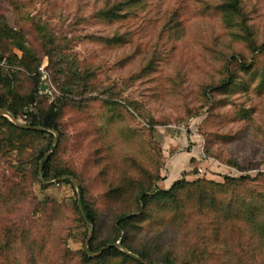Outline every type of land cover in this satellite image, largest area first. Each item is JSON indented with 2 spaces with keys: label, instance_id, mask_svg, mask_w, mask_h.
<instances>
[{
  "label": "rangeland",
  "instance_id": "1",
  "mask_svg": "<svg viewBox=\"0 0 264 264\" xmlns=\"http://www.w3.org/2000/svg\"><path fill=\"white\" fill-rule=\"evenodd\" d=\"M127 2L0 0V15L24 33L49 75L47 104L64 93L71 98L55 146L53 132L21 137L0 122V264H85L91 227L79 219L78 194L98 212V244L118 238L117 216L136 209L129 187L122 199L111 195L130 178H152L153 189H166L181 178L223 183L241 175L256 180L226 196L255 202L258 210L234 220L240 229L227 240L231 247L252 243L249 257L238 263L220 245L197 264H264V0H243L249 37L224 23L221 0H140L121 17L103 16ZM7 46L5 56L21 54ZM242 61L248 71L239 70ZM9 64L4 72L14 88L29 92L34 73ZM231 72L237 86L214 91ZM41 151L53 155V167L72 171L77 186L39 179ZM160 214L158 224L143 221L130 237L157 258L171 250L181 264L209 218L195 209L189 223L176 224Z\"/></svg>",
  "mask_w": 264,
  "mask_h": 264
},
{
  "label": "trees",
  "instance_id": "2",
  "mask_svg": "<svg viewBox=\"0 0 264 264\" xmlns=\"http://www.w3.org/2000/svg\"><path fill=\"white\" fill-rule=\"evenodd\" d=\"M139 1L140 0H129L126 4L120 3L116 8L103 11L102 14L109 18L121 17L122 14L120 11H122L124 7L133 6L139 3ZM217 8L222 13L223 21L228 27H237L238 35L249 37L251 26L249 24L248 13L244 8L243 0H221ZM174 23L177 25L176 21ZM25 43L26 39L24 33L12 27L8 23L6 17L0 15V51L7 48L8 44H12L13 47H16L21 52V54L12 52V54L8 56L0 52V62L2 60H7L10 64L18 62L22 69L34 73V85L32 89L29 92L21 93L14 88L11 76L4 72L5 66L0 64V84L5 88V92L0 93V110L7 109L17 118L26 116L29 122L24 125L31 127L43 126L47 130L21 127L16 125L8 117L2 115H0V122H2L4 127H8L17 132L21 137H53L52 129L62 133L60 117L64 108L71 103V98L64 93L57 98L56 101L47 104V96L45 93L41 92V73L39 72L40 59L36 52L26 46ZM239 65V70L248 71L250 69V65L245 61H242ZM236 86L237 76L235 72H231L213 89L214 91L221 90L227 92ZM29 106H31V108H28ZM52 140H50L48 147L52 145ZM45 153V151H41L38 155L40 163L38 162L36 166L35 174L39 179L41 177L44 180H49L64 174H73V172L67 168L53 167V155L43 161L42 171L40 172L41 160L45 156ZM151 179L152 178L142 181L137 178H130L127 180L126 185H119L112 189L111 195L116 199H122L127 193L125 187H129L128 190L133 191L134 194L136 209L132 212L122 213L117 216L115 226L120 232L118 238L102 240L98 244H95V239L92 237L88 246L89 252L93 254L101 251L109 244H115L120 240L123 247L130 250L133 254L128 253V251L125 252L117 246L107 247L97 256H92L87 253L86 249H83L82 260L85 264H106L108 260L112 258H119L121 260L120 264H178L171 250L157 258L152 250L146 248L142 250L138 249L137 246L133 244V240L130 237V232L140 229V223L143 221L151 220L153 224H158V221L163 215L160 214L162 210L168 212L171 216L170 222L175 221L176 224L182 222L189 223L192 220V212L195 209L199 211L200 215L209 218L208 222L205 221L204 225L201 227V238L198 242L190 246L191 252L189 254V259L183 260L181 264H197L198 262L204 261L207 255L209 256L215 253L220 245L225 247L223 249L225 255L237 256L238 263L245 261L244 256L247 258L249 257L245 255L247 254L246 250H248L246 248H249V245L253 247L252 243L246 245V240H237V244L231 247L227 239L230 232L236 233L238 229H240V227L235 225L234 220L255 217L258 210L257 204L252 201L244 200L243 198L240 199L238 197L235 199L231 196L227 197L226 195L231 193V195L234 196L243 186L256 180V177L250 175H241L239 177L226 176L223 183L206 179H198L190 182L185 178H181L175 180L172 185L166 189L159 187L153 189ZM64 181L70 182L69 179H64ZM77 201L76 199L75 208L80 216L79 219L87 227L88 224L82 215ZM81 204L85 210L87 219L92 222L97 229L99 224L98 212L84 200H81ZM96 229L95 232H93L95 237ZM122 233H124V235H121ZM160 233L162 235V230ZM120 237L122 238L120 239ZM250 254V257H253L252 252H250ZM244 263H246V261Z\"/></svg>",
  "mask_w": 264,
  "mask_h": 264
},
{
  "label": "water",
  "instance_id": "3",
  "mask_svg": "<svg viewBox=\"0 0 264 264\" xmlns=\"http://www.w3.org/2000/svg\"><path fill=\"white\" fill-rule=\"evenodd\" d=\"M46 88H47V85H46L45 83H42V84H41V91H45ZM0 115H2V116H6V117H9L11 121H13L16 125L21 126V127H25V128H34V129H37V130H47V129H46L45 127H43V126H33V127H31V126H27V125L22 124L21 122H19L18 118L15 117V116H14L10 111H8L7 109H1V110H0ZM51 131L55 134V138H54V142H53V145L55 146V145L57 144V142H58V139H59V138H58V137H59V132H58L57 130H55V129H52ZM49 155H50V152L47 153V154L43 157V159L41 160L40 172L42 171L43 161H44L45 159H47V158L49 157ZM63 179H70V180L72 181V184H73L75 187L77 186L76 179H75V177H74L72 174H64V175H62V176L56 178L55 181H60V180H63ZM42 181H43L44 183H49L48 181L44 180L43 178H42ZM77 204H78V206H79V208H80V210H81V212H82V215H83V217L85 218L87 224L91 227L90 235H89V237L87 238L86 243H85V249L87 250V253H88V254H90V255H92V256H97V255L101 254L102 251L105 250L107 247H111V246H117V247H119L121 250H123V251H127V249H126L125 247H123V245H122L120 242H117V243H115V244H109L108 246L104 247L101 251H99V252H97V253H93V254H91V253L89 252L88 246H89V242H90V240H91V238H92V236H93V232H94V224H93L92 222H90V221L87 219V216H86L85 210H84V208H83V206H82V204H81V195H80V194H78V201H77ZM147 264H150V263H147Z\"/></svg>",
  "mask_w": 264,
  "mask_h": 264
},
{
  "label": "built area",
  "instance_id": "4",
  "mask_svg": "<svg viewBox=\"0 0 264 264\" xmlns=\"http://www.w3.org/2000/svg\"><path fill=\"white\" fill-rule=\"evenodd\" d=\"M0 64L3 65V66H7L8 62H7V60H2L0 62ZM39 72L41 73V84L42 83L46 84L49 75H48L47 71L45 70L44 66L39 67ZM49 89H50V86L48 85L47 88L45 89V91H41V92L42 93H47L49 91Z\"/></svg>",
  "mask_w": 264,
  "mask_h": 264
}]
</instances>
